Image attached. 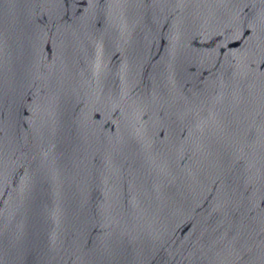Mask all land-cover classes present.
<instances>
[{
  "label": "water",
  "instance_id": "95a60500",
  "mask_svg": "<svg viewBox=\"0 0 264 264\" xmlns=\"http://www.w3.org/2000/svg\"><path fill=\"white\" fill-rule=\"evenodd\" d=\"M0 264H264V0H0Z\"/></svg>",
  "mask_w": 264,
  "mask_h": 264
}]
</instances>
